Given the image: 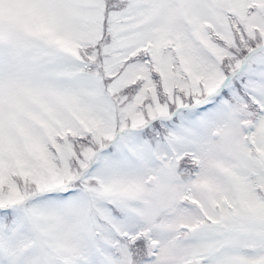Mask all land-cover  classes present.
Instances as JSON below:
<instances>
[{
  "label": "snow or ice",
  "instance_id": "obj_1",
  "mask_svg": "<svg viewBox=\"0 0 264 264\" xmlns=\"http://www.w3.org/2000/svg\"><path fill=\"white\" fill-rule=\"evenodd\" d=\"M0 264H264V0H0Z\"/></svg>",
  "mask_w": 264,
  "mask_h": 264
}]
</instances>
